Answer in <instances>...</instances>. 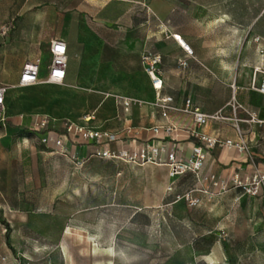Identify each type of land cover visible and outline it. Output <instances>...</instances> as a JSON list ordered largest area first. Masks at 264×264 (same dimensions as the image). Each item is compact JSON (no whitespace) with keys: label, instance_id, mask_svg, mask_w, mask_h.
<instances>
[{"label":"rangeland","instance_id":"rangeland-1","mask_svg":"<svg viewBox=\"0 0 264 264\" xmlns=\"http://www.w3.org/2000/svg\"><path fill=\"white\" fill-rule=\"evenodd\" d=\"M114 1L123 13L124 1ZM73 3L82 0H0V86L7 88L0 115V264H264V195L218 191L209 173L171 176L169 166L125 157L77 163L40 141L33 129L41 115L60 121L95 115L103 97L111 111L130 113L146 92L141 54L131 92L71 91L63 82L17 86L24 59H32L27 47L62 38L66 5ZM128 13L144 18L136 2ZM151 18L159 24V15ZM159 46L154 39L153 48ZM38 55L45 69L47 49Z\"/></svg>","mask_w":264,"mask_h":264},{"label":"crops","instance_id":"crops-1","mask_svg":"<svg viewBox=\"0 0 264 264\" xmlns=\"http://www.w3.org/2000/svg\"><path fill=\"white\" fill-rule=\"evenodd\" d=\"M123 1L126 5L123 13L119 10L122 3L114 0H82L81 4L66 5L65 32L57 39H62L66 45L67 65L62 82L71 91H133L137 82L138 54L150 51L161 57V94L172 97L173 106L181 108L189 99L191 105L203 113L230 117L235 100V104L264 121V94L253 87L261 78L260 71L264 70V0ZM132 2L142 6L143 19L130 18L128 12ZM153 14L159 15V24H154ZM174 35L189 46L191 56L185 53ZM52 39L55 38L39 41L33 48L27 47L30 60L39 58L42 46L49 53ZM154 39L160 41L156 49L153 48ZM178 59H185L187 65L179 66ZM48 64L43 69L40 59L41 79L47 74ZM145 86L146 92L139 98L142 102L130 107V113L111 111L106 104L110 99L103 97L95 115L67 119L114 133L116 140L109 144L114 150L155 147L158 157L164 161L171 151L181 158L188 157L192 145L197 142L191 132L195 129L192 116L171 110L163 117L160 109L152 105L156 94L147 75ZM237 117L246 118L247 115L238 111ZM227 122L209 120L198 130L209 136L235 140L233 130H225ZM8 123L9 126L16 124L13 120ZM59 123L56 130H60ZM166 125L174 126L175 130L165 132ZM240 126L245 127L242 130L243 137L250 143L248 151L218 146L206 149L202 173H212L230 181L235 172L249 169L250 160L256 163L264 160V143L260 142L264 137V122H242ZM154 128L159 129L155 132ZM91 148L92 145H80L76 152L80 157H87ZM228 190L241 191L235 187Z\"/></svg>","mask_w":264,"mask_h":264},{"label":"built area","instance_id":"built-area-1","mask_svg":"<svg viewBox=\"0 0 264 264\" xmlns=\"http://www.w3.org/2000/svg\"><path fill=\"white\" fill-rule=\"evenodd\" d=\"M181 47L188 56L192 55V50L182 42L179 36L174 35ZM255 41L258 37L254 38ZM50 62L47 66V74L44 78H40V59L38 57L33 60L26 61L21 67L18 86H30L39 82L46 83H61L65 76V69L67 65L66 45L62 39H52L49 42ZM264 50V49H262ZM143 71L148 76L151 86L156 94L155 105L160 109L161 115L166 117L171 110L182 111L189 113L192 116L195 129L192 130V135L196 139V143L192 145L191 152L188 157L181 158L176 155L174 151L167 154L165 161L158 157V149L155 147H138L132 151L124 149L114 150L109 147L110 142L116 140V135L109 131L96 129L94 127L80 124L68 119L62 120L59 123L60 130H56L53 123L54 119L46 115H41L36 118V127L33 130H39V139L45 145L51 147L55 152L69 157L77 163L85 157H80L76 152V148L80 145H92L87 157L99 158H128L134 163H158L166 164L170 167V175L173 176L178 173L192 172L199 173L204 167L206 156V149L214 146L218 147H234L239 151L247 152V139L243 137V132L240 128V123H261L254 113L248 112L240 104L232 105V115L225 117L221 114H206L200 111L199 108L191 105L189 99L184 101V106L181 108L172 105V97L161 94L162 78L161 72L158 68L161 57L158 53L143 52L140 56ZM178 65L185 67L187 61L185 59H178ZM261 78L259 82L254 85V89L261 94H264V70H261ZM6 87L0 86V115L4 107V98ZM125 106L129 104L126 98L122 101ZM241 111L247 115L246 118L237 117V112ZM2 123L4 118L0 117ZM209 120H230L233 127L237 131V139H222L216 136H209L198 130L199 127L205 125ZM164 131L171 133L175 130L172 125L163 127ZM159 128H154L157 132ZM210 178L213 179V185L218 191H226L230 187L239 188L241 192L250 197H257L264 195V160L256 163L253 160L249 161V169L243 172H235L230 181L217 178L214 174L209 173ZM170 189V188H169ZM189 203H194L193 199H189Z\"/></svg>","mask_w":264,"mask_h":264},{"label":"trees","instance_id":"trees-1","mask_svg":"<svg viewBox=\"0 0 264 264\" xmlns=\"http://www.w3.org/2000/svg\"><path fill=\"white\" fill-rule=\"evenodd\" d=\"M9 124V123H8ZM8 233H9V231L7 230L6 231V234H5V236H6V243L8 244V246H10V239H9V235H8Z\"/></svg>","mask_w":264,"mask_h":264}]
</instances>
